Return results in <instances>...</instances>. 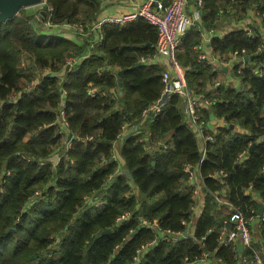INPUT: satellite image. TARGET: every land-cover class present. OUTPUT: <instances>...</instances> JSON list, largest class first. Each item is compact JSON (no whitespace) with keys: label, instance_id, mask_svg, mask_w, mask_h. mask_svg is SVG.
<instances>
[{"label":"trees","instance_id":"obj_1","mask_svg":"<svg viewBox=\"0 0 264 264\" xmlns=\"http://www.w3.org/2000/svg\"><path fill=\"white\" fill-rule=\"evenodd\" d=\"M203 1L201 24L191 25L176 49L188 89L210 99L211 111L225 123L203 148L185 119L179 95L153 120L141 117L160 95L164 69L152 61L157 31L147 20L105 24L103 40L60 82L53 73L83 47L34 26L38 10L26 14L20 8V15L0 18V264H184L203 252L207 264H248L242 259L253 261L255 254L264 261V219L252 228L250 244L240 253L236 245L218 240L232 209L256 213L259 202L253 194L264 207V40L258 25L249 31L233 28L208 43L219 60L235 51L246 57L231 68L237 86L220 82L207 90L221 71L198 59L201 27L214 28L221 10L243 16L255 7L264 16V0ZM46 3L52 10L43 8L45 18L56 26L88 27L101 10L100 0ZM25 54L28 63L23 65ZM43 68L51 73L25 90ZM61 88L66 90L68 132L56 122ZM197 112L204 120L209 117L206 108ZM70 136L71 146L55 164H40L56 158ZM115 143L122 165L112 156ZM185 165L196 172L204 193L196 219ZM217 195L232 208L218 207ZM95 200L101 204H90ZM124 211L131 216L117 223ZM141 218L155 219L157 228L143 226ZM106 229L110 231L101 234ZM60 230L61 235L53 234ZM177 233L184 236L177 239ZM154 238L137 258L136 250Z\"/></svg>","mask_w":264,"mask_h":264},{"label":"built area","instance_id":"obj_2","mask_svg":"<svg viewBox=\"0 0 264 264\" xmlns=\"http://www.w3.org/2000/svg\"><path fill=\"white\" fill-rule=\"evenodd\" d=\"M39 6L38 14L35 17L41 19V24L43 28L48 30H54L56 25L52 24L51 21L45 18L44 15H41L40 11L46 7L47 11L51 12L52 8L47 5L46 0H41L39 3L32 5ZM204 7L203 0H144L142 3L137 5L132 10H127L120 14H112L108 16H104L102 18H96L88 27H85L81 23H65L60 26H68L72 29L75 34L86 35L93 33L94 38L90 42V47L96 43L103 40L102 28L107 23L123 25L127 22L135 20L138 17H142L147 20L151 25L156 28L157 37L154 44L155 52L153 57H162L166 59L167 66L164 68L160 74L161 80V92L160 95L153 101L147 108H144L141 112V117L143 120H153L157 117L166 102L174 95H179L184 100V114L185 119L189 123L190 126L193 127L197 134L199 147L203 148L207 142H211L214 140L213 132L209 131L206 126V121L200 117V114L197 112V108L202 105H208L211 103V100H204L198 95H194L187 87L185 80V71L186 68L183 67L176 58V49L179 44L180 37L186 32V30L194 24V21H200L202 16V10ZM14 15H19V10L15 12ZM212 31V30H210ZM241 52H244L242 49ZM245 58L242 55H238L235 51L231 53V61L236 60V62L244 63ZM145 57H141V60L144 62ZM198 59L206 61L207 58L205 54L199 53ZM81 61L80 57L68 56L61 67V69L57 73H53V75L57 76L59 81L61 82L64 76L68 73L69 70H72L79 62ZM243 67V65H241ZM51 72L47 68H43L38 71L36 76L32 79L30 84L25 87V90H29L34 87L40 80V78L46 74H50ZM220 84V81H216L214 85ZM116 91V90H115ZM91 94H93L94 90H89ZM19 95V94H18ZM66 95L65 89H60V98L58 105V120L56 121L62 129L68 132V122L66 120L65 111H64V97ZM87 140H90L91 137H86ZM72 142V136L65 140L63 150L59 151L56 155V158L50 157L47 159H41L40 164H44L46 162H50L55 164L59 157L64 151H66ZM115 145V144H114ZM119 159L117 158V155ZM114 158L119 161V165L123 164V160L118 153V150L115 149L112 154ZM242 154H240V157ZM26 160H29L30 157L25 156ZM184 170L189 173V177L194 175V170L191 169L188 165L184 166ZM223 174V172H219ZM34 195H38V190L34 192ZM85 202L88 201V198L85 197ZM216 202L218 207L222 204H226L230 209L231 205L223 200V198L216 196ZM90 204L93 206H99L101 203L99 200L90 201ZM196 208V206H193ZM192 207V209H193ZM253 210H250V213L247 215L241 209L235 208L232 209V212L229 215L228 220H224V225L220 230V235L218 237L219 243L223 245H237L238 243L242 244V251L249 246L251 240V230L255 226H258L264 219V212L262 215H258L256 213H252ZM131 216L130 211H124L122 214L116 217V222L120 223L123 220H127ZM140 223L147 228H157L156 220H149L146 218H141ZM184 223V222H183ZM230 226L228 227L227 225ZM189 230V229H188ZM190 231V230H189ZM187 232V231H186ZM168 234V233H166ZM172 234L170 236L172 237ZM175 238H180L184 236V233H177L173 235ZM168 238V235L167 237ZM155 238L150 240L140 246L137 251V258L141 252H143L148 246H152L154 244ZM240 253V252H239ZM264 257V253H263ZM134 258V261L137 260ZM248 264H264L260 255L255 254L253 261H248L246 259H242ZM132 262L130 264H134ZM207 254L205 252L202 253L201 256L196 257L192 262L184 263V264H207Z\"/></svg>","mask_w":264,"mask_h":264},{"label":"crops","instance_id":"obj_3","mask_svg":"<svg viewBox=\"0 0 264 264\" xmlns=\"http://www.w3.org/2000/svg\"><path fill=\"white\" fill-rule=\"evenodd\" d=\"M144 0H100V7L101 10L99 14L97 15L96 18H102L104 16L112 15V14H120L123 13L127 10H132L134 9L137 5L142 3ZM230 7V6H229ZM36 16V15H35ZM94 19V20H95ZM264 16L261 15L255 7L249 8L243 16H239L238 14H228L226 11L221 10L220 13L218 14L217 18L214 21V28L209 29V28H202L201 27V48L199 49V53L205 54L207 60V63L215 65L218 70L221 72L219 73L218 79L216 81L220 82H230L232 85L237 86L239 83V80L237 77H234L231 74V68L236 62V60H230L231 59V53L226 60H219L212 52L211 46L208 45L210 42L211 38L215 36H223L224 34L230 32L233 28H243L247 29L248 31L251 30V26H256L258 25L259 30H260V36L264 40ZM93 20V21H94ZM92 23V22H91ZM201 20L199 21L200 25ZM54 31L61 34L65 35L69 38H72L83 47V52L80 53L78 57L85 58L89 53H90V42L94 38V34H86V35H79L75 34V32L70 29L68 26H56L54 27ZM212 30V31H210ZM198 53V54H199ZM153 62L160 63L164 68L167 66L166 59L162 57H151ZM246 61V59H245ZM244 61V62H245ZM145 62H149V58L145 59ZM214 83L209 84L207 86V90H211L214 87ZM204 98L203 96H200ZM204 100H209L205 98ZM184 103V101H183ZM184 108V104H183ZM201 108H206L209 111V117L205 120L206 121V126L207 129L213 133L217 131L218 128L222 127L225 125L224 121L214 115V113L211 111V103L208 105H202ZM200 110V107L197 108ZM184 110V109H183ZM190 178V184L193 186V192L195 194V197L197 196L196 203L193 207L192 212H193V217L196 219L198 215L201 213V207L203 204V197L204 193L202 192L201 189V181L196 172H194V175L189 177ZM254 199L261 203L259 201V196L257 194H253ZM224 200V199H223ZM258 203V204H259Z\"/></svg>","mask_w":264,"mask_h":264},{"label":"water","instance_id":"obj_4","mask_svg":"<svg viewBox=\"0 0 264 264\" xmlns=\"http://www.w3.org/2000/svg\"><path fill=\"white\" fill-rule=\"evenodd\" d=\"M40 1L41 0H0V18L10 17V16L14 15L15 12L18 11L20 8L35 5V4L39 3ZM40 13H41V15H44L43 10H41ZM32 22H33V25L36 26V25L41 23V19H39L38 17H34V18H32ZM194 24H199V21H194ZM120 73H121V71L118 72V75ZM117 90H118L119 94L122 92L121 81L119 79H118V83H117ZM229 127L233 128V125L230 124ZM128 132H129V130L126 131L124 133V135H127ZM123 136H121L119 138V141L123 140ZM253 147H254V144H252L249 147V151H251L253 149ZM263 211H264V207H263V203L261 202L258 204L257 214L262 215ZM109 231H110V229L103 230L101 232V234H105ZM187 234L188 233L186 232V235ZM236 250L238 252L242 251V244L241 243H238L236 245Z\"/></svg>","mask_w":264,"mask_h":264},{"label":"rangeland","instance_id":"obj_5","mask_svg":"<svg viewBox=\"0 0 264 264\" xmlns=\"http://www.w3.org/2000/svg\"><path fill=\"white\" fill-rule=\"evenodd\" d=\"M23 8V10L24 11H26L27 13L26 14H34L35 13V11L39 8V6H28V7H22ZM20 15V14H19ZM35 17V15L33 16V18ZM38 25H42L41 23L40 24H38ZM37 26V25H36ZM28 63V56L25 54V55H23L22 57H21V64H23V65H25V64H27ZM34 77H32L30 80H29V82H27V85L28 84H30V82L32 81V79H33ZM27 85L25 86V87H27ZM66 91V90H65ZM64 143H65V139H64V141H63V143L61 144V147H63L64 146ZM115 149L117 150V148H118V144L117 143H115ZM117 155V154H116ZM117 158L119 159V156L117 155ZM197 198V196L195 197V199ZM59 231H56V232H54L53 234L54 235H57L58 236V234H60L61 232H62V230H60V232L58 233ZM52 234V235H53ZM61 235V234H60Z\"/></svg>","mask_w":264,"mask_h":264}]
</instances>
